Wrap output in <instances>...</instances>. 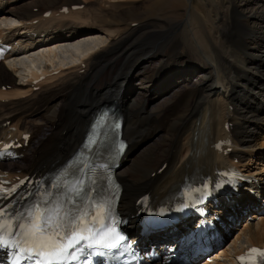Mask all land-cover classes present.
I'll use <instances>...</instances> for the list:
<instances>
[{
	"label": "bare ground",
	"instance_id": "1",
	"mask_svg": "<svg viewBox=\"0 0 264 264\" xmlns=\"http://www.w3.org/2000/svg\"><path fill=\"white\" fill-rule=\"evenodd\" d=\"M46 1L55 4L54 0ZM69 1L79 4L77 0ZM245 1L251 8L246 9L248 14L238 9L234 0H193L184 36L172 49L171 57L177 62L167 66V62L160 61L159 66H153L150 56L157 54L159 46L164 42L162 40L166 39L165 34L170 30L166 23L159 22V28L147 26L145 29L124 30L123 34L111 27L107 28L103 22L92 23L89 20L90 13L83 8L72 12L69 10L67 13H60L59 9L62 7L54 8L44 18L46 8L45 10L42 7L44 10L33 12V8L38 7L37 3L33 5L29 0H14L11 4L10 0H1L0 15L14 20L7 23L1 16L4 28H0V38L11 47V54L7 61L0 63V132L14 138H18L22 132H30L26 121L35 114L38 115L40 108L51 107L49 105L58 95L69 91L79 93L81 84H85L91 74L105 64L103 59L118 51L124 38L131 40L123 49L120 48L125 56L123 68L126 72L123 70L119 73L114 84L103 85L100 90H87L84 101H78L75 105L69 104L70 101L64 104L61 112L57 113L58 121L52 126L54 130L25 150V164L13 165L8 169L12 178L45 171L51 167V163L63 164L81 144L90 127L96 106L113 96L124 116L123 137L129 142L117 169L118 180L123 186L119 205L123 214L135 213L136 200L145 193L149 194L153 204H157L176 191L191 174L213 175L222 164H233L235 160V166L245 174H254L261 176L259 180L263 179L264 0ZM43 5L47 6L46 3ZM107 22H112L111 16ZM93 30L104 34L106 39L102 37L98 40L94 35L89 40L80 37L84 33L93 34ZM41 35H44V39H40ZM81 38L83 41H79ZM152 39H156L154 46L153 43L147 46ZM146 40L145 52L138 55L136 52L140 49L135 42ZM62 41L76 42L63 68L61 64L53 63L58 50L56 45L63 44ZM38 46L46 48L39 56L41 64L35 67L32 61V64L25 66L26 81L17 83L11 73L14 71V60L20 55L23 56L22 54L36 50ZM182 47L188 49L186 54L178 53ZM168 69L172 71L171 76L166 72ZM132 71L140 74L142 72L144 76L134 75ZM52 72H57V76L52 75ZM182 72L185 73L180 74ZM195 72H199L201 81L193 83V89L186 100L189 109L173 126L174 134L171 133L170 139L163 141V148L154 146L141 150L155 136L153 134L156 130L141 133L137 131L134 105L138 102L130 98L131 84L137 80L141 89L145 90L161 82L170 86L171 83L177 84L180 78L191 77ZM38 76H43V81L32 85L31 79H37ZM4 85H10V91H2ZM35 87L39 90L34 91ZM114 89L117 90L115 94L112 93ZM126 92L129 94L124 95ZM11 97L14 99H9ZM18 97L24 99L18 100ZM39 105V109L35 110ZM141 108L144 109V106ZM199 110H202L200 115ZM229 124L232 125L231 128L225 129ZM226 136L232 142L229 156L213 151V146ZM128 163L131 164L127 165ZM163 163L166 164L165 167L157 173ZM240 208L246 209L247 215L252 214L251 221H247L244 229L237 232L238 235L227 251L221 250L227 247L229 241L220 250L222 255L218 257L223 262L214 256L210 264H234L232 255L238 254L244 248L238 246L242 236H246L248 246L264 245V210L261 203L242 191L238 198H234V203L226 204L225 211L236 222L240 219L246 221L243 218L246 215L238 211ZM227 219L228 216H225L224 224ZM135 224L131 219L128 232L133 241L138 237ZM235 226L236 224H231L229 232ZM200 261L199 264H208L204 259Z\"/></svg>",
	"mask_w": 264,
	"mask_h": 264
},
{
	"label": "rangeland",
	"instance_id": "2",
	"mask_svg": "<svg viewBox=\"0 0 264 264\" xmlns=\"http://www.w3.org/2000/svg\"><path fill=\"white\" fill-rule=\"evenodd\" d=\"M12 1L14 0H10L11 4H13ZM29 1H31L33 5L34 3L35 4L37 3L38 7L33 8V12L35 13L38 10L42 11L45 8L47 9V10L45 9L46 11L48 10L51 11L54 8H60L63 6H67L68 11L70 10L72 12L76 10H72L71 8L73 6H77L76 4L71 3L69 0H56V1L54 0L55 4L49 3L46 0H44L45 2H43L42 0H41L42 2L40 0H29ZM77 1L79 2V4H85L83 9H85L88 13H90L91 17L89 20L92 21V23L103 22V24L107 28L111 27V29L113 28L114 30L121 31L122 33L124 32V30L145 29L147 28V26H151L152 28H159L157 27L159 22L168 24V26H170V30L165 34L166 39L162 40L164 42L161 41L162 45L159 46L157 54H155V56L153 57L150 56L151 57L150 61H153L152 62L153 66L154 65L157 66L160 61L167 62L165 64V65L168 64L167 66H169V64L175 65V63L177 62L175 58L171 57L172 49L174 48L176 42L180 38H183L184 36L185 26L189 18V13L191 12L190 9L193 0H171V1L170 0H130V1L129 0H77ZM44 3H46L47 6H44L43 5ZM261 4L262 3H260V5ZM234 5H237L238 9L243 10V12L245 11V14L249 13L246 9H251L250 6L248 5V2L245 0H234ZM42 7H44V9H42ZM198 11L201 12V9L198 8ZM7 13L8 12H6V14ZM1 16L2 15H0V26H1L0 28L2 29L4 28V26H2L1 23L3 21L2 19L3 16L2 17ZM110 16L112 19L111 23L107 22ZM3 18L6 19V20L4 19V21L7 23L14 20L8 17H3ZM153 22H156L157 24ZM14 32H18V31H13V33ZM91 32H93V34L90 35L84 33L81 34L80 37H83V39L85 40H89V38L93 37L94 35V37L98 38V40L102 37L106 39V36H104V34H101L99 31L93 30ZM127 32L128 31H126V33ZM40 38L43 39V35ZM83 39L81 38L79 41L81 40L83 41ZM123 40L124 41L120 43L119 50L112 53L113 55L109 54V56L105 57L103 59V62L105 64H102L100 68L96 69L95 72L91 74V78L89 77L87 79L85 84H81V90H79L80 91L79 93H74L69 91L63 93L66 96L58 95L54 99V101L49 105L51 107L47 106V108L45 107V109L40 108V110L37 113L38 115L35 114L33 117H31L26 121V123L28 122L27 124L29 131L32 132L33 134L36 132L34 136L32 135V143H35L36 141L39 142L42 138H44L46 134H50V132L54 130L52 129V126L55 124V122L58 121L57 113L61 112L62 106L64 104H68V102L70 101L69 104L75 105L76 102L85 100V97L88 93L87 90L89 91H91L92 89L93 91L100 90V88H102L103 85L114 84L116 77L119 75V73H122V71L124 70L123 67L126 62V60L124 59L125 56L123 55L124 53L120 48L127 46L128 45L127 43L131 42V40L125 38ZM134 41L135 40H132V42ZM147 41L148 40L135 42L137 44L136 46L139 45L138 48L140 49L136 52L138 55L143 54V51L146 50L147 46L151 45L152 43H153L152 46H154V44L156 43V39L155 40L152 39L151 43H149L148 45H147ZM62 42L63 44L58 43V45H56L58 46L57 47L58 53L56 52L55 58L53 60L54 61L53 63L55 65L61 64L62 65L61 68L66 66V63L69 59V55L72 53L71 51L73 49L72 46L76 44V42L73 43L70 42L65 43L64 41ZM86 42L89 43L91 41H86ZM144 43H146L147 46H145ZM36 48H34L36 50L32 52H29L25 55L22 54L23 56L20 55L21 57L20 56L17 57L14 60V62L12 61L13 59H11L14 68L13 71L14 73L13 72L11 73L14 76V80L17 83H23L26 81L24 77V75H26L25 66L32 64V61L33 63H35L36 65L35 67H38L41 64L40 63L41 61L39 60V56L41 52L46 48L40 46ZM187 50L188 49H184L182 47L180 50H178V53L186 54ZM126 67L127 66H125V68ZM170 69L166 71L169 72L168 73L169 76L172 75L171 74L172 71ZM125 72L126 69L124 70V73ZM132 73L137 76L140 74V72L136 73L133 71ZM184 73L182 72L180 74H184ZM141 74L143 73L141 72ZM198 74L199 72H195L189 78H184V77L180 78L177 84L171 83L170 86L169 84L166 86L164 85L163 82H161L157 86H154L147 90L141 89L142 87L139 85V82H137V80L134 82V84H131L130 88L132 90V94L130 98L136 99L138 102L137 105H134V116L137 117L136 118L137 131L141 133V131L147 132L148 130H156V132L153 134L155 136L150 138L149 143L143 146L141 150L154 146L163 148L165 145V142L163 141L165 139H170L171 135L174 134L173 126H175V124L179 121V118L186 115L187 113L186 111L189 109L188 107L189 104L186 103V100H187V95L193 89L192 88L193 83L195 84L201 81V76ZM142 76H144V74ZM55 81L56 80H54V82ZM6 90L10 91V86L6 88ZM195 90H193V93ZM116 91L117 90L114 89L112 93L115 94ZM128 94L129 93L126 92L124 95H128ZM113 98L114 97L112 96L110 99H105L102 102H108V101L111 102V100L114 101L115 98L114 99ZM9 99H14V98L11 97ZM23 99L24 98L18 97V100H23ZM3 103H6V101H4ZM142 106H144V109L141 108ZM39 107L40 105L38 107H35V110L37 108L39 109ZM53 107L54 109H51ZM44 111L46 112L44 113ZM201 111L200 110L198 111V115L201 114ZM23 164H24L23 161H20V163H18V165H23ZM129 164L131 163H128L127 165ZM262 209L264 210V207ZM251 215L252 214L250 213V215H246V217L244 216L243 218H246L245 219L246 221L244 220L241 221L240 224L234 228L235 230L234 229L232 230L235 231L236 234L234 233V235L227 243L228 244L227 247L221 251H227L230 248L231 246L230 243L234 242L236 235H238L237 232L239 230L244 229L245 227L244 225L248 223L247 221H251ZM247 217H249V219H247ZM245 237L242 236L240 238V241H238L239 244L237 243L238 246L244 247V245L247 243Z\"/></svg>",
	"mask_w": 264,
	"mask_h": 264
},
{
	"label": "snow or ice",
	"instance_id": "3",
	"mask_svg": "<svg viewBox=\"0 0 264 264\" xmlns=\"http://www.w3.org/2000/svg\"><path fill=\"white\" fill-rule=\"evenodd\" d=\"M80 172L65 170L46 190L22 195L25 204L20 208L13 198L19 185L4 188L7 182L0 181V200L13 198L0 207V247L15 250L13 264H78L82 258L83 264H91L90 257L105 255L100 249H114L125 239L114 226L105 227L113 213L112 198L97 189L91 177V187L86 186ZM28 197H33L31 203ZM257 256L264 261V250L252 248L247 258L255 264Z\"/></svg>",
	"mask_w": 264,
	"mask_h": 264
}]
</instances>
